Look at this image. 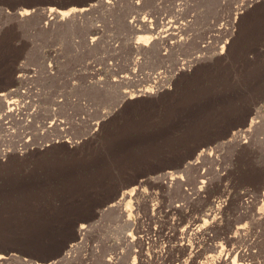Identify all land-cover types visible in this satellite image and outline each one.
Instances as JSON below:
<instances>
[{"label":"rangeland","instance_id":"1","mask_svg":"<svg viewBox=\"0 0 264 264\" xmlns=\"http://www.w3.org/2000/svg\"><path fill=\"white\" fill-rule=\"evenodd\" d=\"M2 94L4 264H264V0H0ZM242 113L148 167L169 130Z\"/></svg>","mask_w":264,"mask_h":264},{"label":"crops","instance_id":"2","mask_svg":"<svg viewBox=\"0 0 264 264\" xmlns=\"http://www.w3.org/2000/svg\"><path fill=\"white\" fill-rule=\"evenodd\" d=\"M250 122V115L247 113H242L239 116L228 120L198 125L195 124L188 127L187 129L175 128L172 129V131L169 130L170 132L168 131L169 133H165L163 137L164 146L162 148L153 147L152 153L155 154V152L158 151V154L156 153L154 157H152L150 160L148 159V167L154 170H166L167 168L171 169L175 167L178 169L182 167V165L186 163L189 158L192 159V157H194V155L197 154L200 149H205L218 144L222 139L229 138L234 133V131L250 125ZM174 144H176L175 146L178 147H173ZM155 149H163V151H154ZM185 155L188 156L185 157ZM139 179L140 177H137V179H134L132 182L136 180L138 181ZM88 207L89 205L86 202L83 205H72V209H70V213L67 215L68 229L65 232L76 234L79 225L88 223V221L90 222V218L87 220H79L80 214L85 212ZM94 211L96 212L97 210ZM43 248L54 249L56 246L48 245Z\"/></svg>","mask_w":264,"mask_h":264},{"label":"bare ground","instance_id":"3","mask_svg":"<svg viewBox=\"0 0 264 264\" xmlns=\"http://www.w3.org/2000/svg\"><path fill=\"white\" fill-rule=\"evenodd\" d=\"M48 12H49V15H54L53 16V18H51V19H57L59 16H61V18H64L65 19V17H67L69 14L67 13V12H62V11H53L52 9H49L48 10ZM86 12V9H81V10H79V13L80 14H83L82 16H84V13ZM78 13V12H77ZM31 14V12H29V11H21L20 13H19V15L21 16V18H25L26 16H29ZM87 14V13H86ZM49 17V16H48ZM132 22H134V21H132ZM131 22V25L133 24ZM163 23V22H162ZM134 27V25H132V29H134L133 28ZM140 27H142L143 28V30L146 32V29H147V26H146V24H145V21H141V23H140ZM158 27V26H157ZM135 29H137V26H136V28ZM149 29V28H148ZM148 29H147V31H148ZM175 29V28H174ZM138 30V29H137ZM141 30V29H140ZM176 30V29H175ZM170 38V37H169ZM150 39V38H149ZM36 73V71L34 70V69H30V76H27V75H24V78H31L32 76H33V74H35ZM32 74V75H31ZM34 77V76H33ZM22 79H23V76H22ZM2 98H7V96H4V94H2V95H0V99H2ZM0 101H2V100H0ZM13 103V102H12ZM9 105H11L10 103H9ZM16 105L17 104H14V109L13 108H11V107H9L8 106V112H9V114L10 113H13V112H15V110H16V112L18 111V108H16ZM14 117H16L17 119H18V116H16V114L15 115H13ZM20 120H23V119H21L20 118ZM2 149H8L7 147H5V148H2ZM19 149H21V148H19ZM22 149H24V148H22ZM170 178V177H169ZM170 180V179H169ZM172 180V179H171ZM128 196V195H127ZM87 232V228H85V227H80L79 228V230H78V234H80L81 236H83L84 235V233H86ZM80 244H81V241L79 242V243H77V244H75L73 247H72V253H75V251L80 247ZM13 257H15V256H11V255H8V256H2V255H0V262H2L3 264H4V261L5 260H12V259H14ZM236 257H237V255H236ZM16 258V257H15ZM245 258H246V256L245 255H242V254H240L239 255V259L241 260L240 261V263L239 264H245ZM17 259H19V261H20V263L19 264H31V262L30 261H25L24 259H21V258H19V257H17ZM84 260L85 261H88V259L87 258H84ZM18 262V261H17ZM2 263H0V264H2ZM224 263H226V261H224ZM35 264V263H34ZM87 264V263H86Z\"/></svg>","mask_w":264,"mask_h":264}]
</instances>
